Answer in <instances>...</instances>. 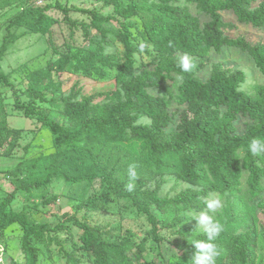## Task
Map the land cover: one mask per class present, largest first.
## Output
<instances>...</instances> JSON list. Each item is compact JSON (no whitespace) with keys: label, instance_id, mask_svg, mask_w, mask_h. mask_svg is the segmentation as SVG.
I'll use <instances>...</instances> for the list:
<instances>
[{"label":"trees","instance_id":"obj_1","mask_svg":"<svg viewBox=\"0 0 264 264\" xmlns=\"http://www.w3.org/2000/svg\"><path fill=\"white\" fill-rule=\"evenodd\" d=\"M35 1L0 0V12L18 9L5 21L8 32L0 44V59L18 38L15 31L46 33L54 22L46 15L52 7L70 20V8L48 0L39 6ZM97 1L110 5L113 13L102 15L76 8L90 17L88 25L79 23L87 43L76 51L60 53L50 66L32 70L26 75L23 90L28 100L16 97L17 110L23 117L35 120L39 131L10 128L4 113L0 119V137L9 143V150L0 156L9 158L15 144L25 136L32 141L27 151H43L40 131L53 149L29 156L27 163L4 172L12 189L0 201V236L10 226H19L25 264H41L39 244L43 242L46 248L51 244L62 248L58 235L65 229L64 223L58 221L51 227L47 220L34 215L33 207H26V212L9 206L19 193L33 197L37 190L61 180L90 181L92 173H76L71 165L79 158L97 165L102 162L106 174L101 181L131 201L150 225L149 235L158 244L160 228L175 229L182 241L175 244L185 249L183 256L190 261L196 251L191 242L207 239L192 213L205 210L204 201L210 195L221 196L226 207L219 221L225 228L216 239L221 251L217 264H250V244L256 241L251 228L239 230L245 207L239 191L244 184L249 199L256 201V208L264 214V155L256 156L249 150L254 137H264V81L248 92L241 88L244 74L240 69L212 63L211 74L205 80L197 72L206 64L210 51L233 46L247 53L264 77V42L253 43L244 36L225 34L224 28L235 25L224 21L220 13H231L236 22L264 30V0ZM190 8L209 19L200 22ZM133 17L141 20L143 30L138 33L154 52L150 65H135L136 48L129 39L134 24L127 22ZM92 28L96 30L93 35ZM115 42L123 48L118 61L108 54L110 48L117 51ZM184 54L196 63L190 72H183L179 66ZM53 68L57 72L96 74L99 79H108L114 72V83L110 90L96 95H84L81 88L64 91L59 82H49ZM167 80L178 81L177 88L166 85ZM0 82L10 84L2 71ZM152 88L156 94L149 93ZM43 89L52 95L47 98ZM130 163L137 165L139 174L132 192L126 189ZM94 168L89 163V169ZM168 182H172L175 192L161 191ZM94 202L85 200L77 205L78 210H87ZM6 210L10 212L4 217ZM66 221L80 231L76 250L87 256L90 264L151 262L143 254L142 244L135 243L132 236L112 240L105 228L89 225L75 214H68ZM259 235L264 243V230ZM63 255L66 264H81L73 252L64 251ZM49 259L47 255L43 264ZM258 264L263 263L259 260Z\"/></svg>","mask_w":264,"mask_h":264},{"label":"rangeland","instance_id":"obj_2","mask_svg":"<svg viewBox=\"0 0 264 264\" xmlns=\"http://www.w3.org/2000/svg\"><path fill=\"white\" fill-rule=\"evenodd\" d=\"M47 0H36V4L42 6ZM50 3H59L67 8H70L68 16L70 20H65L62 12L55 7L46 11V15L54 20L49 25L48 30L43 35L32 33L29 31L18 30L15 34L18 38L14 43L8 45L6 51L0 59V71L4 73L10 84H3L0 82V119L5 114V122L10 128H21L24 131L36 130L38 126L35 120H31L22 116L21 112L15 107L16 97L20 101L28 100L27 96L23 94L26 88V75L36 68L50 66L51 63L56 62L60 53L73 52L81 48V45L87 43V38L82 31L79 23L84 22L87 25L90 22L89 14H85L76 8L87 10H94L102 15L110 14L112 8L104 1L97 0H48ZM16 8L0 12V44L3 36L8 32L6 29V19L14 13ZM192 13L198 15L201 21L208 20V16L198 12L196 8H190ZM222 18L226 22H232L235 26L224 28V33L232 37L244 36L247 40L255 43L258 40L264 42V30L253 28L249 25H243L236 22L235 17L231 13L220 12ZM73 20V21H71ZM72 22L76 25L73 26ZM127 22H131L134 26L130 27V41L135 46L136 50L133 54L135 65L147 64L150 65L154 52L150 44H147V50L141 51L140 44L142 37L138 30H143L140 19L133 17ZM13 32V30L11 29ZM18 32H22L19 34ZM96 30L91 29V35L95 34ZM116 43V42H115ZM117 51L114 48L108 49V54L113 56L114 61H118L123 53L122 45L117 42L115 44ZM73 50V51H72ZM206 64L197 72V76L203 80L207 79L211 74V64L221 63L225 67H233L234 69L242 70L244 80L241 83V88L245 91H252L254 86L262 84L264 77L262 73L255 67L252 59L247 53L241 51L239 48L233 46H223L220 51H210L206 58ZM117 68V67H115ZM114 72H110V78H98L96 74L85 75L77 72H57L56 69L51 70L49 78L50 83L59 82L61 89L64 91L71 89H82V94L93 95L112 88L114 80L112 78ZM179 84L178 81L167 80L166 85L172 87L174 90ZM11 85V86H10ZM45 96L48 98L52 94L50 90H44ZM156 89H149V93L156 94ZM101 96H95L99 99ZM43 131V130H42ZM39 142L43 144V151L34 149L32 153L27 151L31 145L29 142L30 136H25L13 147V152L9 158L0 156V201L5 197L6 191L12 189V185L7 178L5 171L16 168L21 163H27L26 158L29 156H38L40 153H49L53 149L46 140V135L41 131ZM10 141V139H9ZM8 141V142H9ZM0 142H3L0 137ZM6 144V145H5ZM7 142H3L0 146V153L9 150ZM27 147V148H26ZM38 148V147H37ZM29 149V148H28ZM28 152V153H27ZM87 160V159H86ZM89 163L95 166L94 169H89ZM71 165L76 173L87 174L92 173L91 180L84 181H65L56 182L49 188H42L35 192L33 197H26V194L19 193L16 199L9 206L13 210L27 211L26 207H33L34 215L38 218H43L48 221L49 226H54L57 222L65 224V229L61 230L59 242L62 245L60 248L57 244H51L46 248V243L39 244V262L43 264L45 257H50L46 264H66V257L63 252H73L80 260L81 264H90L87 256L82 255L80 250H76L78 246L77 237L80 231L77 230L73 224L67 223L66 216L75 214L78 219L87 222L92 226H100L105 228L108 233V238L118 240L122 237L132 236L135 243L142 244L143 254L151 261L150 264H192L188 257L183 256L185 249L176 246L175 242L180 241L179 235L175 234V229L166 230L160 228L158 231L161 238L160 244L149 235L150 225L144 216L137 213L130 200L121 196V194L114 190L111 186L103 183L101 177L106 174L102 170L101 164H96L93 161H84L77 159L71 162ZM84 172V173H83ZM264 191V179L262 180ZM162 192H175L172 182L165 183L162 186ZM240 196L245 200L243 214L240 219L239 230L246 228L252 229L255 244H250L251 262L250 264H258L261 260L264 264V243L260 238V231L264 230V214L259 212L256 208L255 202L251 201V197L247 193V189L243 184V189L239 191ZM264 194V192H263ZM97 198V199H96ZM257 199V197H255ZM85 200H94V205L87 210H78V204ZM224 207L218 210L214 217L219 219L222 216V211L225 210L226 201L222 198ZM242 210H240L241 212ZM10 211L6 210L4 217L8 216ZM31 215V213H29ZM195 214V213H192ZM31 220H33L31 218ZM36 220V219H35ZM22 230L18 225H12L7 228L3 236H0V250L3 251V264H25L24 255L21 252L20 238ZM1 234V233H0ZM182 243V241H180ZM158 244V245H157Z\"/></svg>","mask_w":264,"mask_h":264},{"label":"clouds","instance_id":"obj_3","mask_svg":"<svg viewBox=\"0 0 264 264\" xmlns=\"http://www.w3.org/2000/svg\"><path fill=\"white\" fill-rule=\"evenodd\" d=\"M173 43L169 41V47H172ZM140 50L144 51L148 45L144 42L140 44ZM179 66L183 72H190L196 63L194 59L184 54L180 58ZM249 150L253 155H264V137H254L249 145ZM127 176L129 182L126 185V189L129 192L135 190V181L139 179L137 172V165L130 163L127 167ZM206 208L200 211L198 214H194L200 228L205 232L207 239H197L191 242L194 245L196 251L191 259L192 264H217V259L221 255L219 245L216 243L217 237L220 236L224 230L225 225L218 219H215L214 214L224 207V202L221 196H209L204 201Z\"/></svg>","mask_w":264,"mask_h":264},{"label":"built area","instance_id":"obj_4","mask_svg":"<svg viewBox=\"0 0 264 264\" xmlns=\"http://www.w3.org/2000/svg\"><path fill=\"white\" fill-rule=\"evenodd\" d=\"M3 251L0 250V264H3Z\"/></svg>","mask_w":264,"mask_h":264}]
</instances>
